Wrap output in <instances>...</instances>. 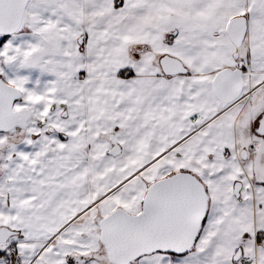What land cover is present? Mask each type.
Returning a JSON list of instances; mask_svg holds the SVG:
<instances>
[{
	"label": "snow or ice",
	"instance_id": "6c2138e0",
	"mask_svg": "<svg viewBox=\"0 0 264 264\" xmlns=\"http://www.w3.org/2000/svg\"><path fill=\"white\" fill-rule=\"evenodd\" d=\"M0 264H264V0H0Z\"/></svg>",
	"mask_w": 264,
	"mask_h": 264
}]
</instances>
